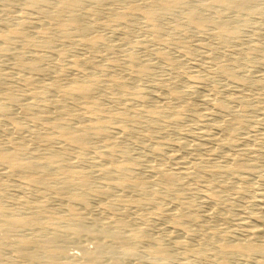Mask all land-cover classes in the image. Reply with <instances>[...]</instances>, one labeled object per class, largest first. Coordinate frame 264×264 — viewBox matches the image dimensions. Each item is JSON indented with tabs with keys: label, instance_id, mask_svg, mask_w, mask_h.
I'll return each mask as SVG.
<instances>
[{
	"label": "rangeland",
	"instance_id": "rangeland-1",
	"mask_svg": "<svg viewBox=\"0 0 264 264\" xmlns=\"http://www.w3.org/2000/svg\"><path fill=\"white\" fill-rule=\"evenodd\" d=\"M30 1L0 0V35L8 37L0 39V47H12L10 52L0 53V103H7L9 96L17 99L7 113H0V149L6 148L5 142L10 146L20 143L27 147L24 156L37 155L30 158L43 163L46 152H54L61 144L67 145L70 153L75 148L71 157L66 155L70 160L64 156L57 167L81 173L87 187L75 190L83 194L88 208L73 203L80 214L77 221L66 206L71 187L63 186L60 193L37 185L31 188L22 181L21 171L9 176L1 165L0 171H6L0 172V182H12L11 187H0V202L12 215L38 212L40 216L32 229L16 231L11 240L20 235L43 237L53 228L65 229L53 244L78 259L83 244L93 252L99 239L86 235L77 239L73 227L82 222L98 236L97 232L112 228L110 220L122 216L129 224L126 231L136 230L140 238L136 254L118 258L119 264H264L262 251L248 255L220 252L224 243L247 241L252 228L264 231V0H253L239 11L218 5V0H181L184 7L168 14L159 8L169 0H80L75 11L79 22L66 30L68 36L60 27L67 12L47 18L55 12L54 1L39 8ZM192 6H207L202 27L186 19ZM145 9L157 10L155 21L145 17ZM216 16L226 22L227 33L218 30ZM28 64L34 68L26 67ZM144 66L143 74L140 69ZM28 77L30 84H25ZM82 83L90 85L88 94L75 96L77 99L64 94ZM40 90L47 92L45 96ZM220 102L225 108H217ZM68 127L86 136L87 147L76 148L59 137L61 129L71 130ZM93 127L106 130L97 137L100 142L94 139ZM235 162L238 165L229 171ZM58 171H54V179L61 177ZM160 171V177L164 172L174 174L171 191L159 178ZM125 175L144 181L141 186L113 187L107 195L94 196L100 185L105 188ZM211 187L213 194L208 195ZM38 192L42 198L36 196ZM138 197H153L152 204L140 207L132 200ZM261 236L255 237L256 244L262 243ZM157 246L164 253L159 254ZM13 255L0 244V262L25 263Z\"/></svg>",
	"mask_w": 264,
	"mask_h": 264
},
{
	"label": "bare ground",
	"instance_id": "bare-ground-1",
	"mask_svg": "<svg viewBox=\"0 0 264 264\" xmlns=\"http://www.w3.org/2000/svg\"><path fill=\"white\" fill-rule=\"evenodd\" d=\"M5 2H8V3H11L10 1H12V0H4ZM54 1V7H55V9H54V11L55 12H52V13H54V14H52V13H48V14H50V15H48V17L47 18H49L50 16L51 17H57V16H62L63 14V12H67V15H66V19L63 21L64 23L62 24V26H60L61 27V29L63 30V31H65V36H68V35H70L69 33H68V31L66 32V30L68 29V28H70V27H75L76 25H77V23L79 22L78 21V19H79V17H78V19H77V14H76V9H79L78 7L80 6V0H53ZM85 1V0H84ZM87 1V0H86ZM98 1H100L101 3L102 2H104V1H106V0H98ZM121 1H124V0H121ZM129 1V0H128ZM49 2V0H41V1H36V0H31L30 1V4L31 5H33V6H36V7H40L41 5L43 6L44 5V3H48ZM96 2V1H95ZM100 2H99V4H100ZM132 2H134V1H132ZM152 2V1H151ZM186 2V1H185ZM215 2V1H214ZM253 2V0H218V5H220V6H223L224 8H234V10H237V11H239V10H242V9H244V8H246L248 5H250L251 3ZM105 3V2H104ZM216 3V2H215ZM52 4V5H53ZM84 4V3H83ZM95 4H98V3H95ZM134 4V3H133ZM135 4H137L136 2H135ZM89 5V4H88ZM130 5H132V4H130ZM184 5H185V3H183L181 0L179 1V0H169V1H166V2H163L161 5H160V8H159V10L161 11V12H163V13H167L168 14V12H170V11H173L174 9H177L178 10V8L180 9L181 7H184ZM189 5V4H188ZM194 5V4H193ZM44 6H48V4H45ZM84 6V5H83ZM103 6V5H102ZM134 6H136V5H134ZM139 6V5H138ZM208 6V5H207ZM207 6H205V7H207ZM212 6V5H211ZM214 6H217V5H214ZM205 7H196V8H193V6L191 7V8H189L188 10H187V8H186V10H187V12H186V14H185V16H186V19H187V21H189V22H191L192 24H194V25H196V26H198V27H202L203 26V18H202V16H203V13H204V11H205ZM42 8H45V7H42ZM83 8V7H82ZM132 8V7H131ZM136 8H138V7H136ZM139 8H140V6H139ZM150 8V7H149ZM219 8V7H218ZM89 9V8H88ZM112 9V8H111ZM144 9V8H143ZM182 9V8H181ZM184 9V8H183ZM220 9H221V7H220ZM81 10V9H80ZM131 10V9H130ZM140 10V9H139ZM146 10V9H145ZM156 10V9H155ZM214 10V9H213ZM212 10V11H213ZM43 11H45V10H43ZM48 11V10H47ZM76 11V12H75ZM83 11V10H82ZM157 11V10H156ZM156 11H154V10H146L145 12H144V14H145V17L146 18H148V19H150V20H154L155 18H156V16H157V12ZM220 11V10H219ZM51 12V11H50ZM92 12V11H91ZM206 12V11H205ZM208 12V11H207ZM236 12V11H235ZM160 13V12H159ZM214 13H217L216 11L214 12ZM62 14V15H61ZM116 14V13H115ZM118 14V13H117ZM161 14V13H160ZM207 14V13H206ZM120 15H122L121 13H120ZM124 15V14H123ZM220 15V14H219ZM117 16H119V15H117ZM116 16V17H117ZM125 16V15H124ZM215 16V15H214ZM217 17H219V16H216V18L215 19H217ZM123 17H121V19H122ZM53 19V18H52ZM59 19V18H58ZM61 19V18H60ZM82 19V18H81ZM80 19V20H81ZM120 19V18H119ZM185 19V18H184ZM214 19V18H213ZM55 20V19H54ZM156 20V19H155ZM154 20V21H155ZM212 20V19H211ZM5 21V20H4ZM20 21V20H19ZM56 21V20H55ZM58 21V20H57ZM78 21V22H77ZM117 21H119V20H117ZM153 21V22H154ZM186 21V20H185ZM207 21V20H206ZM206 21H204L205 23L204 24H206ZM210 21V20H209ZM227 21V20H226ZM152 22V21H151ZM152 22V23H153ZM208 22V21H207ZM244 22V21H243ZM59 23V22H58ZM60 23H61V21H60ZM213 23H214V20H213ZM23 24V23H22ZM148 24V23H147ZM156 24V23H155ZM155 24H154V26H155ZM216 26L218 27V30L219 31H221V32H226L227 33V31H228V26L226 25V22L225 21H223V20H221V17H219L218 18V20L216 21ZM58 25V24H57ZM152 25V24H151ZM214 25V24H213ZM59 27V28H60ZM90 27V26H89ZM156 27V26H155ZM154 27V30L156 29ZM19 28H21V27H19ZM85 28V27H84ZM159 28V27H158ZM197 28V27H196ZM230 28V27H229ZM61 29H59V30H61ZM76 29V28H75ZM82 29V28H81ZM231 29V28H230ZM13 30V29H12ZM58 30V29H57ZM153 30V29H152ZM158 30V29H157ZM74 31V30H73ZM77 31V30H76ZM85 31V30H84ZM19 32V31H18ZM71 32V31H70ZM158 32V31H157ZM16 33V32H15ZM64 33V32H63ZM230 33V32H229ZM231 33H232V31H231ZM235 33H236V31H235ZM67 34V35H66ZM228 35H230V34H228ZM233 36H235L234 34H232ZM14 36V35H13ZM224 36V35H223ZM46 37V36H45ZM220 37V36H219ZM222 37V36H221ZM0 39H2L3 41L4 40H7L8 39V37L7 36H4V35H0ZM35 42V41H34ZM40 43V42H39ZM15 44V43H14ZM41 44V43H40ZM16 47V46H15ZM48 49V48H47ZM54 49V48H53ZM2 50H4V51H7V52H10L11 50H12V47H0V53H1V51ZM38 53V52H37ZM264 53V52H263ZM262 56V55H261ZM15 58H17V57H15ZM45 58V57H44ZM132 58V57H131ZM10 60V59H9ZM47 60V59H46ZM23 62V61H22ZM262 62V61H261ZM21 63V62H20ZM25 63V62H24ZM24 63H21V64H23V65H25ZM37 66V65H36ZM26 67H28V68H32V66L31 65H29L28 64V66L26 65ZM45 67V66H44ZM43 67V68H44ZM34 68V67H33ZM32 68V69H33ZM51 68V67H50ZM146 66H144V67H142L141 69H140V72L141 73H145V71H146ZM36 69V68H35ZM46 69V68H45ZM60 69V68H59ZM37 70V69H36ZM38 70H39V67H38ZM37 70V71H38ZM42 70V69H41ZM40 70V71H41ZM62 70V69H61ZM68 70V69H67ZM37 71H35V72H37ZM63 71V70H62ZM225 71V70H224ZM223 71V72H224ZM45 72H46V70H45ZM226 72V71H225ZM0 73H2V72H0ZM35 74V73H34ZM40 74V73H39ZM233 78H235V79H238V77H236V75H234V74H232V73H229ZM7 75V74H6ZM5 76V75H4ZM36 76V75H35ZM240 78V77H239ZM28 79H29V77H28ZM28 79H25L24 81V83L25 84H30V79L28 80ZM2 80H3V78H1V75H0V87H1V82H2ZM55 81V80H54ZM57 81V80H56ZM156 82H158V81H156ZM50 83H52V82H50ZM55 83V82H54ZM242 83V82H241ZM24 84V85H25ZM243 84V83H242ZM159 85H160V83H159ZM27 86H29V85H27ZM70 86V85H69ZM74 86V85H73ZM235 86V85H234ZM49 87V86H48ZM52 87V86H51ZM50 87V88H51ZM55 87V86H54ZM155 87V86H154ZM53 88V87H52ZM93 88V87H92ZM192 88V87H191ZM27 90V89H26ZM48 90V89H47ZM93 90V89H92ZM40 91H43V92H41V95H44L45 93H47V92H45L44 90H40ZM51 91V90H50ZM90 92V85H87V83H86V85L85 84H77V86H74V87H69L66 91H65V95L66 96H69L71 99H73L75 96L77 97V96H79V95H81V97H82V95H85V94H88L89 92ZM88 92V93H87ZM40 94V92L38 93V95ZM48 95V94H47ZM63 95V94H62ZM170 95V94H169ZM8 96V95H7ZM45 96V95H44ZM87 96V95H86ZM40 97V96H39ZM48 97V96H47ZM75 97V98H76ZM85 97V96H84ZM234 97V96H233ZM7 98V97H6ZM41 98H43V96H41ZM49 98V97H48ZM78 98V97H77ZM76 98V99H77ZM79 98H80V96H79ZM232 98V97H231ZM65 99V98H64ZM69 99V98H68ZM172 99V98H171ZM75 100V99H74ZM8 102L7 103H0V113H7L9 110H10V108L12 107V106H15V104H17V99H15L14 97H10L9 96V98H8V100H7ZM56 102V101H55ZM71 102H72V100H71ZM20 104V103H19ZM61 104V103H60ZM74 104V103H73ZM216 104V103H215ZM21 105V104H20ZM26 105V104H25ZM56 105V104H55ZM55 105H53V106H55ZM63 105H66V104H64L63 103ZM17 106V105H16ZM58 106V105H57ZM60 106V105H59ZM58 106V107H59ZM61 106H62V104H61ZM217 106V108H221V109H223V108H225V104L223 103V102H220L219 104H217L216 105ZM219 106V107H218ZM63 107V106H62ZM61 107V108H62ZM66 107V106H65ZM13 108V107H12ZM22 108V107H21ZM26 108V107H25ZM216 108V109H217ZM219 108V109H220ZM24 110V109H23ZM60 110H63V109H60ZM68 110V109H67ZM227 111V110H226ZM5 115V114H4ZM9 115H10V113H9ZM5 116H7V115H5ZM8 117V116H7ZM11 117V116H10ZM13 118V117H12ZM35 118V117H34ZM8 119V118H7ZM33 120V119H32ZM56 120V119H55ZM8 121V120H7ZM10 121H12V123H13V120H10ZM52 123V122H51ZM55 123V122H54ZM57 123H59V122H57ZM7 124H9V123H7ZM56 124V123H55ZM54 124V125H55ZM63 124V123H62ZM2 125V124H1ZM53 124H52V126H54ZM57 125V127H59L58 126V124H56ZM55 125V126H56ZM61 125V124H60ZM96 125V124H95ZM8 126V125H7ZM9 126H11V125H9ZM16 126V125H15ZM47 126V125H46ZM75 126H77V125H75ZM75 126H74V128H75ZM79 126V125H78ZM99 126H101V125H99ZM98 126V127H99ZM1 127V126H0ZM14 127V126H13ZM63 127V126H62ZM81 127V126H80ZM83 127V126H82ZM89 127V126H88ZM98 127H93L94 129H95V131H94V139H95V137L97 138L98 136L100 137L101 135H103L104 134V132L103 131H106V130H104L103 129V131L99 128L98 129ZM12 128V127H11ZM16 127H14V129H15ZM56 128V127H55ZM85 128H86V126H85ZM84 127H83V129H85ZM90 129H91V127H89ZM50 129V128H49ZM67 129H71V128H67ZM76 129V128H75ZM89 129V130H90ZM106 129V128H105ZM219 129V128H218ZM10 130V129H9ZM2 131V130H1ZM11 131V130H10ZM60 131V130H59ZM61 133H60V136L59 137H61V139L63 138L64 140H67V141H69V142H71V143H73L74 144V146L76 147V148H83V147H85L86 145H87V139H86V136H84V135H82V134H76L75 133V131H73L72 129L71 130H65V131H63L62 129H61ZM86 131H87V129H86ZM85 131V132H86ZM93 131V130H92ZM109 131V130H108ZM47 133H49V132H47ZM83 133V132H82ZM108 133V132H107ZM109 134V133H108ZM217 134V133H216ZM33 135H35V134H33ZM52 135V134H51ZM106 135V134H105ZM208 135V134H207ZM38 136V135H37ZM55 136H58V134L57 135H55ZM218 136V135H217ZM247 136V135H246ZM249 136V135H248ZM105 137V136H104ZM107 137V136H106ZM201 137V136H200ZM264 137V136H263ZM31 138V137H30ZM56 138V137H55ZM90 138V137H89ZM34 139V138H33ZM46 139V138H45ZM48 139V138H47ZM46 139V140H47ZM58 139V138H57ZM60 139V140H61ZM62 139V140H63ZM99 138H97V139H95V141H97ZM211 139V138H210ZM6 140V139H5ZM9 140V139H8ZM49 141H51V139H48ZM93 140V139H92ZM118 140V139H117ZM11 141V140H10ZM32 141V140H31ZM43 141V140H42ZM54 141V140H53ZM57 141V140H56ZM56 141H54V142H56ZM99 142H100V140H98ZM195 141V140H194ZM61 142H63V141H61ZM61 142L59 143V145L61 144ZM229 142V141H228ZM10 143V142H9ZM8 142L6 143L5 142V144H9ZM37 143V142H36ZM58 143V142H57ZM64 143V142H63ZM90 143H91V141H90ZM90 143H88L89 145H90ZM30 144V143H29ZM6 145V148L4 147V148H1L0 149V166L2 165L3 167H6L7 168V173H6V175L8 174V173H10L9 174V176L10 175H12V172L13 171H15V170H18V171H21L20 173H22V175H23V182L25 183V184H30L31 186V188H32V185H37V186H40L42 189H44L45 191H50V192H58L60 189H62L63 188V186L65 187V188H67V186H69V188H70V190H69V193H68V197L66 196V198H67V204H66V206H67V210L71 213V214H73L74 215V218H75V220H77L78 221V216L77 215H80V214H78L77 213V211H75L76 209H74V206H73V203L75 202V203H79V204H82V206H85V207H87V201H86V199H85V197L83 196V194H80V192H76V190L75 189H81V190H83V188H85V187H87V185H86V182H85V180L84 179H82V175H81V173L80 172H77L75 169H74V171H72V170H70L68 167H66L65 166V164H63L65 167H57V162L58 161H61L62 160V158H64V156H66L67 154H69V156L68 157H71L72 156V152H73V150L75 149H73L72 150V152L70 153L69 151H68V149L66 148V146L64 147L63 146V144H61L60 145V147H58V148H56L55 149V151L54 152H51V151H47L46 153L48 154V156L42 161L43 163H38V162H36V161H34L33 159H31L30 158V156H31V153H29L30 155H29V157H26V156H24V152H25V150L27 149V147L26 146H24V145H21L20 143H17V144H12L11 146H10V144H9V147ZM58 145V144H57ZM5 146V145H4ZM70 146V145H69ZM36 147V146H35ZM87 147V146H86ZM93 147V146H92ZM198 147V146H197ZM202 147V146H201ZM220 147V146H219ZM70 149H72V147L70 148ZM69 149V150H70ZM159 149V148H158ZM35 150V149H34ZM38 150V149H37ZM36 150V151H37ZM153 150H155V149H153ZM71 151V150H70ZM79 153V149H78V151H76V153ZM38 153V152H37ZM39 153H40V151H39ZM38 153V154H39ZM74 153V152H73ZM99 153V152H98ZM33 154H34V152H33ZM70 154H71V156H70ZM82 154V153H81ZM97 154V153H96ZM101 154V153H100ZM100 154H98V156L100 155ZM77 155V154H76ZM102 155H104V154H102ZM34 156H37V155H34ZM33 156V157H34ZM45 156V155H44ZM107 156V155H106ZM109 156H110V154H109ZM234 156V155H233ZM32 157V156H31ZM32 157V158H33ZM39 157V156H38ZM67 157V156H66ZM66 158V161H67V159L68 160H70L69 158ZM94 157V156H93ZM92 157V158H93ZM95 157H96V155H95ZM103 157H105V155L103 156ZM108 157V156H107ZM236 157V156H235ZM235 157H234V160H235ZM40 158V157H39ZM123 158V157H122ZM229 158V157H228ZM36 159H38V158H36ZM96 160H97V158H95ZM110 159V158H109ZM233 159V158H232ZM40 160H42V158L40 159ZM101 161H103L102 159H100ZM111 160V159H110ZM126 160V159H125ZM225 160V159H224ZM231 160V159H230ZM64 161V160H63ZM93 161H94V159H93ZM104 161H106V160H104ZM236 161V160H235ZM239 161V160H238ZM238 161H236V162H238ZM69 162H71V161H69ZM68 162V163H69ZM91 162V161H90ZM99 162V161H98ZM108 162V161H107ZM114 162V161H113ZM139 162V161H138ZM203 162V161H202ZM205 162V161H204ZM236 162H235V164H232L233 166L232 167H227L228 169H229V171L230 170H234V168H235V166H237L238 164H236ZM60 163V162H59ZM95 163V162H94ZM125 163V162H124ZM231 163V162H230ZM120 164V163H119ZM149 164V163H148ZM61 166H62V164H60ZM90 165V164H89ZM106 165V164H105ZM108 165H110V164H108ZM124 165V164H123ZM153 165V164H152ZM151 165V167H152V169L154 168V166H152ZM195 165V164H194ZM197 165H199L198 163H197ZM203 165V164H202ZM230 165V164H229ZM68 166V165H67ZM72 165H70V167H71ZM107 166V165H106ZM106 166H105V169H106ZM111 166V165H110ZM160 166V165H159ZM170 166V165H169ZM124 167V166H123ZM148 167H150V166H148ZM150 167V168H151ZM104 168V167H103ZM112 168V167H111ZM157 168V167H156ZM155 168V169H156ZM193 168V167H192ZM195 168V167H194ZM193 168V169H194ZM200 168V167H199ZM160 169H162V168H159L158 170H160ZM57 170H59L58 172H60L59 174H60V176L62 177H60V178H58L59 176H57L55 179L53 178V175H54V171H56L57 172ZM98 170V169H97ZM110 170V169H109ZM108 170V172H110ZM117 170V169H116ZM119 171H120V169H118ZM123 170V169H122ZM121 170V171H122ZM163 171H164V168L162 169ZM195 170V169H194ZM204 170V169H203ZM4 171H6V169L4 170ZM4 171H0V172H4ZM96 171V170H95ZM100 171H101V169H100ZM103 171V170H102ZM106 171V170H105ZM112 171V170H111ZM151 171V170H150ZM153 171V170H152ZM151 171V172H152ZM184 171V170H183ZM190 171V170H189ZM192 171V170H191ZM208 172H209V170H207ZM16 172V171H15ZM86 172V171H85ZM107 172V171H106ZM112 172H116V171H114V169H113V171ZM155 172V171H154ZM153 172V173H154ZM181 172V171H180ZM180 172H178L179 174H180ZM206 172V171H205ZM210 172H211V170H210ZM214 172V171H213ZM96 173V172H95ZM102 173V172H101ZM101 173H100V175H101ZM111 173V172H110ZM160 174L158 175L159 176V178H161L162 177V180H163V182L165 183V185H166V188H168L169 189V191H171L172 190V188L175 186V184H174V182L172 181V176L174 175V174H172V173H169V172H164L163 174H162V176L160 177V175H161V171L159 172ZM175 173V172H174ZM177 173V174H178ZM182 173H185V172H182ZM181 173V174H182ZM207 173V172H206ZM1 174H3V173H1ZM0 174V175H1ZM58 174V175H59ZM106 174V173H105ZM105 174H102V176H103V178L104 177H107V176H105ZM114 174V173H113ZM119 174H121V173H119ZM124 174H125V172H124ZM155 174V173H154ZM175 175V177L176 176H178V175ZM190 174V173H189ZM192 174V173H191ZM4 175H5V173H4ZM5 175V176H6ZM17 175V174H16ZM56 175V174H55ZM115 175V174H114ZM151 175V174H150ZM157 175V174H156ZM3 176V175H2ZM13 176V175H12ZM75 176H76V178H75ZM109 176H111V175H109ZM186 176V175H185ZM190 176V175H189ZM194 176V175H193ZM202 176H204V173H203V175ZM201 176V177H202ZM80 177V178H79ZM115 177H118V176H116L115 175ZM157 177V176H156ZM155 177V178H156ZM174 177V176H173ZM200 177V178H201ZM3 178V177H2ZM15 178V177H14ZM109 178V177H108ZM120 178V177H119ZM178 178H179V176H178ZM191 178V177H190ZM189 178V179H190ZM199 178V179H200ZM7 179H8V177H7ZM57 179H60L59 181L60 182H56L55 180H57ZM156 179H158V178H156ZM194 179H195V177H194ZM196 179H197V177H196ZM3 180V179H2ZM10 180V179H9ZM104 180H106L105 178H104ZM110 180H112V179H110ZM114 180V179H113ZM148 180V179H147ZM160 180V179H159ZM161 180V181H162ZM141 181H144V180H142V179H140V178H138L137 176H127V175H125V176H121V178L120 179H115L114 180V182H112L113 184L111 185V184H109V185H107L105 188L103 187V188H101V186H103V185H100V189L99 190H96L95 191V194H94V196H97V194L99 195V194H106V193H108L109 191H110V189L111 188H113V187H119L118 188V190L120 189V190H122V189H125V187H128V186H141V184H140V182ZM2 182V181H1ZM0 182V183H1ZM3 182L5 183V180H3ZM2 182V185H0V187L2 186L3 187V185L5 186V188H6V186H8L12 181H10V183H8L9 181H7L6 182V184H4ZM23 183V184H24ZM61 183V185H59ZM15 184H17V183H15ZM19 184V183H18ZM13 185V184H12ZM114 185V186H113ZM10 187H11V185H9ZM15 186V185H14ZM17 186H21V185H17ZM208 186V185H207ZM206 186V188H208ZM34 187V186H33ZM35 188H37L36 186L34 187V190H36ZM99 188V187H98ZM122 188V189H121ZM130 188V187H129ZM165 188V189H166ZM91 189V188H90ZM96 189V188H95ZM94 189V190H95ZM29 190H31L30 188H29ZM112 190V189H111ZM113 190H115V189H113ZM208 190V189H207ZM211 194L209 193L208 195H212L213 194V192H212V190L214 191V189L211 187ZM0 191H2V189L0 190ZM32 191V190H31ZM61 191V190H60ZM60 191H59V193H60ZM63 191H65V190H63ZM68 191V190H67ZM93 191V190H92ZM116 191H117V189H116ZM167 191V190H166ZM209 191V190H208ZM216 191V190H215ZM36 192V191H35ZM62 192V191H61ZM112 192V191H111ZM111 192H109V193H111ZM126 192V191H125ZM124 192V193H125ZM210 192V191H209ZM32 193H33V191H32ZM42 193V192H41ZM41 193L39 194V192H38V194L36 195V196H40L41 195ZM46 193V192H45ZM48 193V192H47ZM58 193V194H59ZM63 193H65L66 194V192H63ZM116 193V192H115ZM118 193V192H117ZM50 194V193H49ZM57 194V195H58ZM119 194V193H118ZM151 194V193H150ZM204 194H206V193H204ZM61 196H62V194H60ZM60 195H58V196H60ZM107 195V194H106ZM111 195V194H110ZM113 195H115V194H113ZM34 196V195H33ZM46 196H48V195H46ZM50 196V195H49ZM56 196V195H55ZM65 196V195H64ZM151 196H153V194H151L150 195V197ZM260 196V195H259ZM41 197V196H40ZM39 197V199H41ZM115 197V196H114ZM117 197V196H116ZM115 197V199H117ZM119 197V196H118ZM121 197V196H120ZM17 198V197H16ZM20 198V197H19ZM44 198V197H43ZM55 199L56 198H60V197H54ZM153 198V197H152ZM151 198V199H152ZM18 199V198H17ZM22 199V198H21ZM151 199H149V198H140V197H138V198H136V200H134V199H132L133 201H135L138 205L140 204V207H142V206H144V204H145V207H146V204H148V202H150V204H152L151 203ZM156 198H154V200H155ZM59 200V199H58ZM63 200V199H62ZM124 200H126V199H124ZM41 201V200H40ZM43 201H45V200H43ZM11 201H9V203H10ZM21 202H24L23 204H25L27 201H23V200H21ZM130 202V201H129ZM153 202V201H152ZM77 203V204H78ZM122 203V202H121ZM134 203V202H133ZM154 203V202H153ZM10 204H12V202L10 203ZM124 204V203H123ZM135 205V203L133 204L134 206H138V205ZM9 205V204H8ZM130 205H131V202H130ZM132 205V206H133ZM142 205V206H141ZM129 206V205H128ZM263 206V205H262ZM139 207V206H138ZM76 208V207H75ZM88 208V207H87ZM107 208V207H106ZM123 208H125V207H123ZM66 210V209H65ZM125 210V209H124ZM262 211V210H261ZM119 212H122V211H119ZM119 214V213H118ZM121 215L123 214V216H124V213H120ZM75 215H76V217H75ZM115 215H116V213H115ZM114 215V216H115ZM120 215V216H121ZM119 216V215H118ZM117 215H116V217H118ZM0 217H4V219H2V220H0V244L1 245H3V247H8L9 249H10V251H12L13 252V256H15L16 258L17 257H19V258H21L22 260H24L25 261V263L24 264H119V263H121L120 261H118V258H120V257H122V258H130V257H133L135 254H136V243H137V240L140 238V235H139V233L135 230H133V229H131V230H133V231H126V229L128 228V225L129 224H127L124 220H123V217L121 216V218H119V219H115V220H110V222L112 223V228H110L111 226H107V227H109L110 229L109 230H104L103 232H97V233H99L98 234V236H96L95 235V233L90 229V227H87V226H84V224H82V222H81V225H79L80 224V222L75 226V227H73V229H72V234H73V236H75V237H77V239L80 237V240H81V236H83V235H86V236H88L90 239H94V238H96V237H98V239H99V241H96L97 242V244H96V249L93 251V252H90V251H88L89 249H86V247L85 246H83L82 244V252H83V254H82V257H80V258H82V259H80V258H78L77 259V257L75 258L74 256H67V254H66V252L64 251V249L63 248H61V247H56V246H54V241H55V239H57L59 236H62L63 234H62V232L65 230H61V229H58V228H53L51 231H49L48 233H46V234H44V236L43 237H35V238H33V236H29V237H25V236H17L18 237V239H16V240H11V235H14V233L16 232V231H18V230H21V229H32V227L35 225V224H37V221L40 219V216H39V214H38V212H35V213H33V214H24V215H12L11 213H10V211H9V209L7 208V207H4V205L0 202ZM80 217V216H79ZM116 217H114V218H116ZM80 219L81 218H79V221H80ZM113 219V218H112ZM82 221V220H81ZM75 222V221H74ZM75 223H77V222H75ZM108 223V222H107ZM107 223H104V225L105 224H107ZM74 224V223H73ZM83 225V226H82ZM99 225V224H98ZM107 225H109V224H107ZM100 226V225H99ZM105 227V226H104ZM107 227H105L106 229H108ZM250 228V227H249ZM248 228V229H249ZM247 229V228H246ZM126 231V232H125ZM96 232V231H95ZM247 233V232H246ZM62 234V235H61ZM249 236H248V238H249V240H248V238H247V241L245 242L244 241V243H238V241H237V243H235V244H232V245H228V246H226L225 244L226 243H224V245L222 246V245H220L219 247H220V252L221 253H228V252H242V253H246L247 255H248V253L250 254V253H254V252H257V251H262V252H264V237H262L261 235H264V231L262 230V229H254V228H252V230H250L248 233H247ZM258 235H259V237L261 236L262 237V243L261 244H256L257 242H256V238L255 237H258ZM72 236V237H73ZM63 239V238H62ZM61 240V239H60ZM261 240H260V242H261ZM93 241V240H92ZM94 242V241H93ZM242 242V241H241ZM85 243V242H84ZM227 248H226V247ZM158 247V246H157ZM163 250V249H162ZM162 250H161V248H159L158 247V253L159 254H161V253H164V252H162ZM228 251V252H227ZM225 253V254H226ZM163 256V255H162ZM38 257H41V258H38ZM162 258V257H161ZM164 259H166V258H164ZM132 260V259H131ZM0 264H14V262L12 261V260H8L7 259V261H5V262H0Z\"/></svg>",
	"mask_w": 264,
	"mask_h": 264
}]
</instances>
